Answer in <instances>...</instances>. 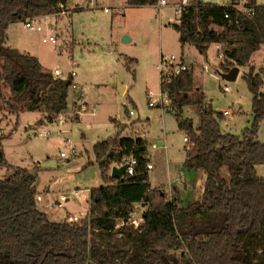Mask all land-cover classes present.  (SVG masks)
<instances>
[{
  "label": "trees",
  "instance_id": "trees-1",
  "mask_svg": "<svg viewBox=\"0 0 264 264\" xmlns=\"http://www.w3.org/2000/svg\"><path fill=\"white\" fill-rule=\"evenodd\" d=\"M65 2L0 0V97L8 112L42 111V120L50 121L65 111L69 84L44 70L36 56L4 44L9 24L61 12L65 9L58 5ZM126 2L147 5L155 0ZM229 3L191 0L174 29L181 44L200 53L211 43L221 45L223 72L248 66L243 78L252 95L250 126L240 135L222 133L223 114L204 107L192 69L167 84L160 80L177 125L191 142L184 146L183 166L205 173L201 198L185 205L173 195L167 199L162 188L150 184L147 140L121 137L117 131L92 145L103 183L89 190L88 211L79 221H52L37 208L36 175L30 170L16 167L9 177H0V264H264V177L256 173V166L264 164V142L256 139L264 119V91L261 69L250 63L264 45V5L248 0L245 5L254 14H239L237 27L224 17L234 14ZM3 86L9 89L8 98ZM187 104L200 108L196 128L180 114ZM1 139L3 167L8 163ZM129 154L137 159L134 173L119 180L110 177V167ZM224 167L228 178L222 175ZM137 204L144 207L142 222L117 227Z\"/></svg>",
  "mask_w": 264,
  "mask_h": 264
},
{
  "label": "rangeland",
  "instance_id": "rangeland-1",
  "mask_svg": "<svg viewBox=\"0 0 264 264\" xmlns=\"http://www.w3.org/2000/svg\"><path fill=\"white\" fill-rule=\"evenodd\" d=\"M203 1L227 4L231 0ZM256 3L264 5V0ZM65 4L64 13L40 17L44 26L53 28L55 44L43 42L41 33L25 28L21 21L9 24L4 32L6 46L38 55L44 70L52 73L58 68L63 78L74 70L76 89L68 86L65 111L50 121L42 120V111L10 113L0 97V137L8 163L0 167V177H9L16 167L30 170L36 175L40 211L56 222L73 215L82 219L89 207V190L103 183L92 145L120 131L147 140L152 187L162 188L167 199L169 193L178 197L183 205L199 200L205 173L183 166L185 134L177 125L175 108L169 99L156 101L165 97L160 88L161 58L174 54L191 65L204 107L216 114L227 110L229 114L219 119L220 129L234 135L242 134L252 121V95L243 78L248 66H240L234 80L222 78L221 45L211 43L200 53L193 45L181 44L174 29L179 16L171 5H128L126 0H66ZM124 36L129 39L123 40ZM250 63L261 69L260 90L264 91V45L252 54ZM117 84L126 89L119 92ZM2 93L9 97L6 86ZM150 100L154 106L148 105ZM180 114L190 118L194 128L200 125L197 105L182 106ZM42 130L50 134L42 136ZM256 139L264 142V119ZM256 173L264 177V164L256 166ZM222 175L228 178L225 167ZM74 191L76 198L60 201L61 195L70 198ZM143 210L140 204L134 206L136 213Z\"/></svg>",
  "mask_w": 264,
  "mask_h": 264
},
{
  "label": "built area",
  "instance_id": "built-area-1",
  "mask_svg": "<svg viewBox=\"0 0 264 264\" xmlns=\"http://www.w3.org/2000/svg\"><path fill=\"white\" fill-rule=\"evenodd\" d=\"M190 1L191 0H175V1L171 2L170 0H155V3H156V6H158V7H164V6L171 5V7H173V9H174V13L178 14V16H180L182 11L189 5ZM231 1H230L229 5L233 9L234 14L232 17H230V14L228 12H226L224 14V17L230 19V22H232L237 27H239L241 25V23L239 21V14H243L247 17H250V16H253L254 10H253V8L245 5L248 2V0H239V1H234V2H231ZM58 6H59V8L65 9L64 4H62V3H60ZM58 13L62 14V13H64V10H62L61 12L53 13V14H58ZM40 17L41 16L26 19L23 22L24 27L31 30V31H37V32L41 33L43 42L55 44L56 43V37L53 33V28L44 26L40 22ZM219 56L221 57V53H219ZM161 64H162V67H161V70L159 72V74H160L159 76H160V80L163 84H167L170 81V78L172 76L179 74V72H181L183 70L192 69L191 65L186 64L182 58H179V57L175 56L174 54H171L164 59L161 58ZM52 73H53L54 77L62 78V79H68L69 80V86H71L72 89H76V84H75V82H73V77L76 75L74 70H71L69 72V76H67L65 78L62 77V72L58 68H55L52 71ZM223 90H225V91L228 90V86L226 84L223 85ZM149 95L150 94H148V96ZM165 97L163 99H162V97H160L156 101L160 100L162 103H166L169 98L166 96V94H165ZM154 103L155 102L153 100H150L148 102V105L154 106ZM61 114L62 113H59L56 117L57 118L61 117ZM129 114H133V111L130 110ZM227 114H229V112L227 110H224L223 115H227ZM60 133H61V129L56 131L57 135H59ZM39 134L42 136H47L50 134V131L49 130H42ZM183 141L186 143L185 144L186 148L191 146V142L188 140V138L186 136H183ZM64 155L65 154L63 152H60L61 157H64ZM123 163H127V167L125 169L124 174L125 175H132L134 173L135 166L137 165V159L132 154H129V155L123 157L122 161L117 165H120ZM145 167H146V169L149 170L152 168V164L148 161L145 164ZM77 193H78L77 191H74L70 198H68L64 195H61L60 201H68L69 199L76 198ZM58 204H60V203H58ZM68 220L69 221H79L80 219H79V216L73 215V216L68 217ZM141 222H142L141 213H136V211H133L130 214L128 221H123V220L119 221L117 223V227L120 225H123L125 223H127V224L129 223V224H132L134 226H137Z\"/></svg>",
  "mask_w": 264,
  "mask_h": 264
},
{
  "label": "water",
  "instance_id": "water-1",
  "mask_svg": "<svg viewBox=\"0 0 264 264\" xmlns=\"http://www.w3.org/2000/svg\"><path fill=\"white\" fill-rule=\"evenodd\" d=\"M129 38L127 36L123 37V40H128ZM239 73V67L238 66H233L229 71L227 72H223L221 73V77L226 79V80H234L237 75ZM62 82L65 86H67L69 84V80L68 79H62ZM122 85L121 84H117V90L120 92V89H122ZM160 144V143H159ZM127 167V163H123L120 165H112L110 167V177L114 178V179H122L124 177V172L125 169Z\"/></svg>",
  "mask_w": 264,
  "mask_h": 264
},
{
  "label": "crops",
  "instance_id": "crops-1",
  "mask_svg": "<svg viewBox=\"0 0 264 264\" xmlns=\"http://www.w3.org/2000/svg\"><path fill=\"white\" fill-rule=\"evenodd\" d=\"M65 5H66V4H65ZM24 52H25V51H24ZM30 54H31V53H30ZM34 56H36L37 58H39L38 55H34ZM38 60H39V59H38ZM40 63H41V62H40ZM41 65H42V63H41ZM42 66H43V65H42ZM43 69H44V68H43ZM123 87H124V86H123ZM123 87H122V88H123ZM125 89H126V88L124 87V90H125ZM77 106H78V105H77ZM77 109H79V108H77ZM116 132H117V131H116ZM120 136H121V137H137V136H124L123 134H122V135L120 134ZM109 137H110V136H109ZM139 137H142V138H143V136H139ZM160 144H161V143H160ZM114 165H115V164H114ZM151 169H152V168H151ZM109 173H110V170H109ZM151 186H152V185H151ZM169 195L172 196L171 193H169ZM86 213H87V212H86ZM84 216H85V215H84ZM69 217H70V216H69Z\"/></svg>",
  "mask_w": 264,
  "mask_h": 264
}]
</instances>
